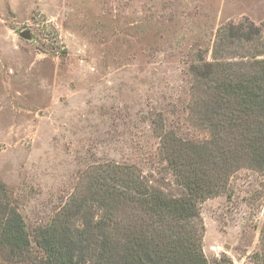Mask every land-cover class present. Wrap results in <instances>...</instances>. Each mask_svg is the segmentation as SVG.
I'll return each instance as SVG.
<instances>
[{
  "label": "rangeland",
  "instance_id": "rangeland-1",
  "mask_svg": "<svg viewBox=\"0 0 264 264\" xmlns=\"http://www.w3.org/2000/svg\"><path fill=\"white\" fill-rule=\"evenodd\" d=\"M244 18L261 24L264 0H0V179L35 251L36 227L97 164L136 165L178 192L160 135L209 138L190 119V68ZM201 214L208 264H261L263 175L238 170Z\"/></svg>",
  "mask_w": 264,
  "mask_h": 264
},
{
  "label": "trees",
  "instance_id": "trees-1",
  "mask_svg": "<svg viewBox=\"0 0 264 264\" xmlns=\"http://www.w3.org/2000/svg\"><path fill=\"white\" fill-rule=\"evenodd\" d=\"M189 115L199 141L162 131L161 157L178 187L168 193L133 164L103 162L34 238L0 179V264H208L201 204L226 193L232 175L264 176V21L218 31L210 60L191 65ZM164 128V127H163ZM256 258L264 264V223Z\"/></svg>",
  "mask_w": 264,
  "mask_h": 264
},
{
  "label": "water",
  "instance_id": "water-1",
  "mask_svg": "<svg viewBox=\"0 0 264 264\" xmlns=\"http://www.w3.org/2000/svg\"><path fill=\"white\" fill-rule=\"evenodd\" d=\"M21 36L25 39H31L32 38V34L30 31L25 30L23 32H21Z\"/></svg>",
  "mask_w": 264,
  "mask_h": 264
}]
</instances>
